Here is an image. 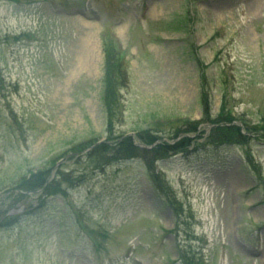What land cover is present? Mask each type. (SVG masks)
<instances>
[{"label":"rangeland","instance_id":"374dc122","mask_svg":"<svg viewBox=\"0 0 264 264\" xmlns=\"http://www.w3.org/2000/svg\"><path fill=\"white\" fill-rule=\"evenodd\" d=\"M263 117L264 0H0V264H264ZM126 132L152 150L74 152Z\"/></svg>","mask_w":264,"mask_h":264},{"label":"trees","instance_id":"16d2710c","mask_svg":"<svg viewBox=\"0 0 264 264\" xmlns=\"http://www.w3.org/2000/svg\"><path fill=\"white\" fill-rule=\"evenodd\" d=\"M110 47L113 48V46L111 44H110ZM106 50L108 53H110V50L108 47H106ZM107 55H108V58L111 57V54H107ZM104 68H105V72H104V76H103V87H104L103 88V102H105V106L107 107L111 102L116 103V104L118 103L119 86L121 85L122 77H121L120 73L117 72L112 65L108 64L107 61L105 62ZM225 87H226V85H225ZM224 91H225L224 96L226 99V97H227L226 89ZM207 115H209V114L207 113ZM219 115H220V113H219ZM110 123H111V127H112V120L110 121ZM195 129H196L195 127H188L187 129L176 130L174 132V136L175 137L178 136V134H180L181 131L188 133V132L194 131ZM221 129L223 130V133L222 132L216 133V136H218L221 133V137L227 138V135L230 133V130H227L229 128L227 126H224ZM157 135H159V136H157ZM163 136H165V134H154L153 133L151 138H147V139L152 141V140H156V137H163ZM116 139L118 141L115 143L111 139H106L107 141H103V142H100L97 144H95L96 141L91 140V141L86 142L85 145L82 147L81 146H75L74 152L82 153L85 150V152L83 154H85L88 159H90L91 161H93L95 163L96 161H99V162L101 161L98 157L102 154H109L112 152V156L110 157V159H113V158L127 159V158H131L134 156H138L141 153L146 154L152 150V149L148 150L147 148H143L141 146L136 145L134 143L133 137L131 135L120 134L119 136H117ZM188 139H189V137L187 135L183 136L182 140H180V141L178 140L175 142V146L171 145V147L165 148V150L166 151H175V150L179 149V147H181L182 145L189 144L190 142L188 141ZM143 140H145V142H149L144 137H143ZM160 144H163V142H161ZM176 144H178L179 147H177ZM78 145H80V144H78ZM157 147L160 148L161 145H158ZM101 164H103V163L100 162V165ZM53 165H55V163ZM102 166H104V165H102ZM51 170H52V167L38 168L35 171L31 170L29 172L30 176L28 178H24L23 180H21L22 183H24V180L27 182L26 185H22V186L29 188V189H40V188H42V189L46 190V188L49 184V181H47V179L51 174Z\"/></svg>","mask_w":264,"mask_h":264}]
</instances>
